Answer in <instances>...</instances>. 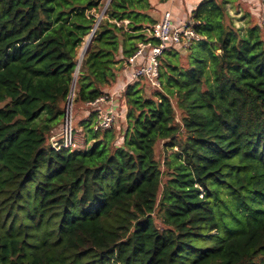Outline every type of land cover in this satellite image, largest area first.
Here are the masks:
<instances>
[{
  "label": "trees",
  "instance_id": "16d2710c",
  "mask_svg": "<svg viewBox=\"0 0 264 264\" xmlns=\"http://www.w3.org/2000/svg\"><path fill=\"white\" fill-rule=\"evenodd\" d=\"M240 3L201 0L199 40L161 53L158 87L128 79L123 120L95 130L91 110L86 148L56 151L72 91L73 108L112 96L162 17L149 0H0V264H264V31L233 24Z\"/></svg>",
  "mask_w": 264,
  "mask_h": 264
},
{
  "label": "built area",
  "instance_id": "2783aa9c",
  "mask_svg": "<svg viewBox=\"0 0 264 264\" xmlns=\"http://www.w3.org/2000/svg\"><path fill=\"white\" fill-rule=\"evenodd\" d=\"M173 1L174 0H169V2ZM261 1L264 5V0ZM100 18L101 15L98 20H100ZM150 34L158 40L159 44L155 46L150 43L138 45L137 51L128 59L129 68L136 66L130 73L129 79L132 81L138 78H145L152 87H158V57L161 53L171 46L185 47L189 45L191 41H198L199 37L192 31L191 24L188 25L187 23H183L174 26L169 12L163 14L161 21L153 27ZM126 70L128 69L126 68ZM118 92L119 91H116L112 96H105L87 104L94 107V111L97 113L95 130L109 129L114 124L115 119L119 114L114 110L113 100ZM72 95L73 91L65 105V117L60 132L57 136H54L52 132V135L49 138L51 147L56 151L61 148L75 149L70 110V106H72ZM102 104L107 105L108 108L106 110L101 109L100 106Z\"/></svg>",
  "mask_w": 264,
  "mask_h": 264
},
{
  "label": "rangeland",
  "instance_id": "374dc122",
  "mask_svg": "<svg viewBox=\"0 0 264 264\" xmlns=\"http://www.w3.org/2000/svg\"><path fill=\"white\" fill-rule=\"evenodd\" d=\"M239 8L238 10H233L230 11V16L233 19V24L235 26H240L242 23V21L244 22V19L242 18V14L243 13H247L249 14V20L251 22V24H257L259 25L262 30L264 31V5L262 4L261 0H241V3L239 4ZM242 21H239L241 20ZM82 50V49H81ZM80 52V49L78 51V53ZM81 53V52H80ZM81 57V55H80ZM117 90V89H116ZM115 91V90H114ZM73 96V95H72ZM121 102H116V105L120 106ZM122 106H120L118 109H121L123 107V104H121ZM82 106H78V107H74L70 106V110H71V116H72V128H73V134H74V139H75V149H84L86 148V144H84V132L82 129H80L79 127H77L78 122L81 120L80 118L83 117V111H82ZM84 108V106H83ZM115 108V112L118 115L119 119L123 118L124 115V110H122V114L121 115L118 109ZM124 109V107H123ZM79 111H81L79 113ZM118 120V119H117ZM116 120V121H117ZM123 120V119H122ZM116 124V122L114 123V125ZM60 128L61 126L57 127V129L53 130V135L57 136V134L60 132ZM156 158H158V160L160 161L161 165H162V161L164 158V152H163V148H162V143H159L156 147Z\"/></svg>",
  "mask_w": 264,
  "mask_h": 264
},
{
  "label": "crops",
  "instance_id": "0c3cea01",
  "mask_svg": "<svg viewBox=\"0 0 264 264\" xmlns=\"http://www.w3.org/2000/svg\"><path fill=\"white\" fill-rule=\"evenodd\" d=\"M149 2L154 7L157 14L159 15V19L163 16L164 13L169 12L171 16L172 24L174 26H177L179 24L188 22L191 12L201 2V0H174L173 2L167 1L164 3H158L157 0H149ZM84 48H85V45L81 46L80 48L81 53L80 52L78 53V60L80 58V55L84 54V51H85ZM128 76H129L128 70H123V73L121 74V78H119L117 81V84L115 87V90L117 89L116 91L121 90L122 86L126 85L125 83L129 81ZM83 106L81 108L83 111V117L81 118L88 116L91 110L94 111V107H91L87 104ZM107 107H108L107 105H103V104L100 106V108L103 110L107 109Z\"/></svg>",
  "mask_w": 264,
  "mask_h": 264
},
{
  "label": "water",
  "instance_id": "95a60500",
  "mask_svg": "<svg viewBox=\"0 0 264 264\" xmlns=\"http://www.w3.org/2000/svg\"><path fill=\"white\" fill-rule=\"evenodd\" d=\"M106 8V7H105ZM104 8V9H105ZM92 36V35H91ZM90 36V37H91ZM90 37L88 38V40L86 41V44H85V48L84 49H86V47H87V45H88V43H89V41H90ZM85 52V51H84ZM82 56H83V54L81 55V57L79 58V60H78V63H77V69L79 68V65H80V62H81V60H82Z\"/></svg>",
  "mask_w": 264,
  "mask_h": 264
}]
</instances>
